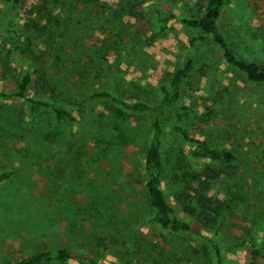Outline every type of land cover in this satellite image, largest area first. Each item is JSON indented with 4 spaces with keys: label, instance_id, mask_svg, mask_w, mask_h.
I'll return each mask as SVG.
<instances>
[{
    "label": "rangeland",
    "instance_id": "374dc122",
    "mask_svg": "<svg viewBox=\"0 0 264 264\" xmlns=\"http://www.w3.org/2000/svg\"><path fill=\"white\" fill-rule=\"evenodd\" d=\"M203 5L0 0V91L13 92L29 72L27 95L73 117L0 98V174L9 175L0 182V264L50 248L102 264H264V82L227 65L210 39L189 51L194 31L182 20L201 16ZM168 15L162 26L158 16ZM217 29L235 52L264 65V0H225ZM186 56L192 67L179 94L194 112L183 127L235 160L203 189L208 161L167 131L161 189L193 230L176 235L151 221L144 188L151 115L94 94L154 103ZM203 194L220 201L216 223L199 221Z\"/></svg>",
    "mask_w": 264,
    "mask_h": 264
},
{
    "label": "trees",
    "instance_id": "16d2710c",
    "mask_svg": "<svg viewBox=\"0 0 264 264\" xmlns=\"http://www.w3.org/2000/svg\"><path fill=\"white\" fill-rule=\"evenodd\" d=\"M14 4H20L24 0H9ZM225 0H204L202 14L199 17L183 19L182 23L194 31V36L190 39L188 49L192 51L198 44L209 39L220 49L224 62L242 73L249 81L254 83L264 82V65L247 60L245 57L235 52L226 42L217 29V20ZM173 15L158 16L159 23L164 26L173 19ZM192 67L191 59L184 58L182 66L176 70L168 85L159 88V97L154 103H147L138 100H124L110 92L99 91L94 97L104 99L122 109L135 114H149L152 117V131L147 146L143 152L142 164L146 176L144 184L149 207L153 211L151 221L163 231L171 234H190L193 232L189 221L178 217L174 207L168 202L164 191L161 189L162 181L166 174L165 165L162 160V149L167 131L178 136L181 140L191 145V156L195 159L208 161V165L203 170V189H209L216 179L223 174L222 167H227L235 160L232 152L217 148L209 141L192 137L183 127L185 120L190 117L194 109L181 102L180 89L185 79L188 77ZM33 84L32 75L27 72L13 92L0 91V98H16L24 100L32 112L39 110H50L56 117H66L72 120L69 110L51 104L44 99H38L27 95L28 88ZM7 173L0 174V182L8 178ZM201 176H199L200 178ZM200 223H216L219 217V204L217 199H211L204 194L197 198ZM216 207L214 206V204ZM219 207V208H218ZM199 235V233H197ZM97 241L102 245L105 238L98 237ZM110 243L114 240L110 239ZM213 243V242H212ZM214 253L217 260L220 259V250L214 244ZM102 264L99 260L86 253H74L63 248H50L37 251L32 255L14 264Z\"/></svg>",
    "mask_w": 264,
    "mask_h": 264
}]
</instances>
